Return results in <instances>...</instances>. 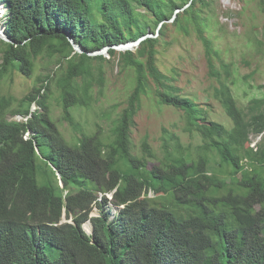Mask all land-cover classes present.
<instances>
[{
  "label": "trees",
  "instance_id": "obj_1",
  "mask_svg": "<svg viewBox=\"0 0 264 264\" xmlns=\"http://www.w3.org/2000/svg\"><path fill=\"white\" fill-rule=\"evenodd\" d=\"M0 1L11 40L0 39V84L13 73L34 78L40 58L57 66L37 76L16 107L11 98L0 97V264H264V148L254 152L248 147L250 135L264 133L262 106L245 113L221 82L216 99L233 122L230 131L212 122L202 129L205 143L196 159L173 155L174 144L170 150L166 146L161 165L135 167L131 126L146 93L145 57L149 73L159 76L156 40L147 38L136 53H121L124 67L134 69L136 87L130 106L112 121L110 142H104L98 126L71 143L51 117L52 86L61 92L65 120L72 125L70 101L88 108L94 99L90 61L104 57L90 54L109 47L115 56L116 46L140 40L148 25L138 8L151 12L156 25L181 8L174 0ZM196 2L186 12L202 32L205 22L193 11ZM74 44L84 52H76ZM158 95L162 103L191 116L188 99ZM16 116L23 120L10 119ZM143 148L153 156L146 143ZM209 148L229 164L227 175L235 188L208 174ZM72 155L88 160L93 172L75 169ZM150 191L167 195L172 205L159 204L148 196ZM55 198L64 203H54ZM110 204L124 208L114 214ZM95 209L98 215L91 216ZM87 222L92 234L84 228Z\"/></svg>",
  "mask_w": 264,
  "mask_h": 264
},
{
  "label": "rangeland",
  "instance_id": "obj_2",
  "mask_svg": "<svg viewBox=\"0 0 264 264\" xmlns=\"http://www.w3.org/2000/svg\"><path fill=\"white\" fill-rule=\"evenodd\" d=\"M93 4V0H85ZM166 2L171 0H164ZM177 8L169 20L155 25L152 13L139 7L138 12L144 14V24L148 25L144 39L156 40L155 66L156 79L147 69L148 58L145 57L144 68L148 82L146 93L137 103L136 113L132 117L131 144L133 155L136 156L134 166L151 169L166 161L167 151L176 144L173 155L186 157L189 161L197 158L198 148L205 140L201 134L203 127L217 122L227 130L233 128V122L226 114L224 107L216 99L221 82H225L235 98L238 107L245 113L262 106L264 101V12L262 0H197L193 11L204 21L202 32L195 24L194 15L190 10L193 0H174ZM192 11V12H193ZM0 3V39H3L4 23L8 15ZM142 20V18H140ZM178 20L181 25L178 24ZM3 24V25H2ZM141 38V39H143ZM76 52L83 49L74 46ZM138 47L133 51L136 53ZM115 56L102 54L104 59L90 61L92 76L93 101L88 108L79 105L76 99L70 101V116L73 124L65 120L64 100L55 86L51 88L48 100L50 114L67 139L74 143L82 136V132L91 134L98 126L102 128L105 143L111 141L112 121L119 118L130 106L131 96L136 87L135 72L132 66H125L121 53ZM99 53V52H95ZM95 57L94 53L90 54ZM57 69L55 61L47 57L36 62L34 78L28 79L13 73L0 84V97L17 101L23 99L33 87L37 76ZM213 69V74H212ZM82 84L83 80H78ZM188 99L192 106L191 116L182 109L168 106L161 102L158 92ZM36 109L33 105L32 110ZM10 119L23 120L21 116ZM82 130V131H81ZM146 143L153 156L144 151ZM250 149L257 152L264 148V136L250 135ZM208 174L225 180L229 186L236 184L227 175L229 164L223 161L221 154L214 148L207 153ZM248 162V160H247ZM72 166L83 173L93 172L90 162L80 155L71 156ZM240 181L242 176L238 175ZM43 175L40 174V182ZM61 182L59 181V184ZM61 186V184H60ZM73 191H76L74 188ZM157 202L167 207L172 205L171 199L164 194H149ZM54 203L62 205L64 200L55 198ZM94 215H98L95 210ZM91 233L90 223L85 225Z\"/></svg>",
  "mask_w": 264,
  "mask_h": 264
},
{
  "label": "water",
  "instance_id": "obj_3",
  "mask_svg": "<svg viewBox=\"0 0 264 264\" xmlns=\"http://www.w3.org/2000/svg\"><path fill=\"white\" fill-rule=\"evenodd\" d=\"M2 35H3V38H4L5 41L11 42L10 38L7 36V34L5 33V31H2ZM143 40H144V38L143 39H140L138 41L129 42L128 44H125V45L116 46L115 48H116L117 51H123V52H125V51H133L136 47H138L140 45V43ZM74 46H77L78 48L82 49L80 46H78L76 44H74ZM108 50H109V47L103 49L102 51H99V53H94V55L102 54L104 52H107L108 53Z\"/></svg>",
  "mask_w": 264,
  "mask_h": 264
},
{
  "label": "clouds",
  "instance_id": "obj_4",
  "mask_svg": "<svg viewBox=\"0 0 264 264\" xmlns=\"http://www.w3.org/2000/svg\"><path fill=\"white\" fill-rule=\"evenodd\" d=\"M0 3H1V1H0ZM2 5V4H1ZM3 6V5H2ZM4 7V6H3ZM5 9V8H4ZM3 25V24H2ZM4 31H5V28H4ZM258 136V138H261V137H263L264 136V133H262V134H259V135H257ZM245 162H247V160H245ZM57 176H58V179H59V181L61 182L60 184H61V187H63V182L60 180V175L59 174H57ZM151 192V191H150ZM150 192H149V194H150ZM149 196V195H148ZM108 197H109V199H112V194H110V195H108ZM110 207H112V210H113V213L115 214V213H117V211L118 210H121V209H123L124 208V206L123 205H121V206H118V207H114L112 204H110L109 205ZM95 210H97V209H95ZM94 210V211H95ZM94 211L92 212V214H91V216H95L93 213H94ZM63 222H66V219H65V215H64V217H63ZM70 222V221H69ZM87 223H90V222H87ZM86 223V224H87ZM85 224V225H86ZM91 224V223H90ZM85 225H84V228H85ZM91 226H92V224H91ZM86 230V229H85ZM86 232H87V230H86ZM88 233V232H87ZM93 233V228H92V231H91V233H88V234H92Z\"/></svg>",
  "mask_w": 264,
  "mask_h": 264
}]
</instances>
